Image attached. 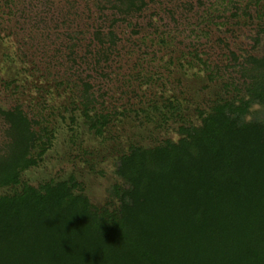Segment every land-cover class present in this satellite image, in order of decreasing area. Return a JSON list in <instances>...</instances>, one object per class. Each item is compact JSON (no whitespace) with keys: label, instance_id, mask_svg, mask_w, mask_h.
I'll list each match as a JSON object with an SVG mask.
<instances>
[{"label":"rangeland","instance_id":"374dc122","mask_svg":"<svg viewBox=\"0 0 264 264\" xmlns=\"http://www.w3.org/2000/svg\"><path fill=\"white\" fill-rule=\"evenodd\" d=\"M146 2L126 15L115 0H0V156L2 110L21 106L42 137L37 165L2 194L73 177L77 193L115 209L122 155L177 141L245 94L250 57L264 55V0ZM251 110L264 122V107Z\"/></svg>","mask_w":264,"mask_h":264},{"label":"trees","instance_id":"16d2710c","mask_svg":"<svg viewBox=\"0 0 264 264\" xmlns=\"http://www.w3.org/2000/svg\"><path fill=\"white\" fill-rule=\"evenodd\" d=\"M115 2L126 15L147 3ZM115 44L111 32L109 51ZM248 64L243 96L181 127L177 141L121 156L112 210L77 193L73 177L2 194L37 165L42 141L21 106L2 110L10 142L0 156V264H264V122L248 119L264 107V55Z\"/></svg>","mask_w":264,"mask_h":264}]
</instances>
